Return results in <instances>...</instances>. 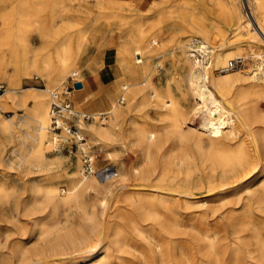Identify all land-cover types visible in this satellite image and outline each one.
Instances as JSON below:
<instances>
[{
	"label": "bare ground",
	"instance_id": "bare-ground-1",
	"mask_svg": "<svg viewBox=\"0 0 264 264\" xmlns=\"http://www.w3.org/2000/svg\"><path fill=\"white\" fill-rule=\"evenodd\" d=\"M86 1L94 4V7L91 5V12L81 10V4ZM236 1L212 0L216 7L227 12L233 23V32L240 37L244 31L239 24L241 14ZM248 2L254 22H247L264 31V0ZM172 7L174 9L171 12L156 11L151 17L134 15L131 18L130 14L122 15L120 9L106 8L103 0H20L13 7V15L0 16L4 25L8 24L5 22L10 18L16 17L18 20L17 46L7 44L8 33H0V83L8 85L0 95V102L21 112V116L15 113L13 119L0 115V134L4 146L0 148V162L15 165L17 168L44 171L60 163L62 153L58 142L60 146L65 144L69 134L64 131L53 132L49 128L52 94L54 91L58 93L57 86L69 78L79 83L81 75L75 62L84 45L91 41L90 35L102 33L105 36L112 30L117 34L119 46L116 66L121 75L114 84L116 99L109 102L105 112L86 114L77 112L74 108L73 111L80 118L85 115L93 119L91 122L79 119L77 125L80 132L86 129L91 138L97 137L105 142L117 137L133 110L154 107L159 115L158 123L150 127L135 120L128 122V141L140 147L142 163L130 170L129 176L134 183L123 182L128 181V178L124 179L112 194L115 195L116 202L124 203L117 210L120 212L119 217L128 220L134 228L133 235L137 237L134 242L139 246L145 244L150 253L152 261L148 262L145 256H141L145 262L139 264H192L179 263V245L177 239L173 238L177 224L169 219L167 229L166 221L163 223V217H160L161 211H173L180 200L177 198L178 193L169 187V183H179L191 178V172L196 173L198 181L208 186V196L224 195L221 192L222 187L243 186L249 197L257 201V208L264 210V161L261 159V155H264V132L259 133L252 129L254 124L262 120L263 115L258 112L256 100L264 94L258 82L264 79V53L254 51L253 45L249 43L246 49L250 51L249 58H254L249 61L250 66L244 70L240 67L238 72L231 74L214 76L212 67L220 66L222 69L231 59L248 58L243 55L244 49L234 46L238 39L231 45L234 47L226 50L222 44L212 41V25L207 18L195 13L193 17L182 18L185 7ZM94 12H98L97 16L93 15ZM73 20H79L80 23L76 24ZM43 24L48 25L45 45L51 46L50 54L46 52L45 45L39 51L33 50L29 41L30 33L38 34ZM146 24L150 28L148 32L143 29ZM168 32L172 34V41L175 42L174 60L187 72L184 84L192 97L193 105L190 110H187L188 101L183 96L175 95L174 90L178 88H174L171 81L158 86L151 79L153 70L148 60L150 56L145 54L153 52L157 46L164 48L168 40L164 41L162 38ZM191 35L196 36L190 37ZM103 38L102 36L101 41ZM4 49L10 51L9 57L3 53ZM15 64L27 73L40 69L46 80V88L38 90L20 87V80L11 76L8 71ZM160 66L155 63L157 69H161ZM164 77H169V74L164 73ZM139 79L141 81L138 82ZM238 82H247L249 88L233 96L232 89ZM69 94L70 90L64 89L59 93V98L70 99ZM29 100L32 101L30 105ZM118 101L125 102V106H120ZM103 114L107 115L104 120L108 117L110 119L105 125L101 122L95 124V120ZM191 116L194 120L199 119V126L184 130L183 127L188 124ZM64 117L74 118L67 114ZM236 120L247 131V138L239 142L235 140ZM81 138L79 133L75 135L77 141ZM18 139L22 142L21 146L15 144ZM190 145L195 147L196 154L191 151ZM79 147L81 149L82 145ZM68 168L67 187L44 188L36 184L31 190L32 195L24 202L15 201L12 190L0 184V211L8 210L10 213L13 208L18 217L27 218L29 223L26 229L20 230L21 238L18 242L9 245L7 240L1 246L6 252H0V264H50L56 260L75 261L76 264H109L110 249L117 254V259L122 260L124 258L119 254L134 247L125 234L126 230L124 233L117 225L106 235L100 232L92 233L93 235L82 233L70 242L64 252L60 251L52 257L50 239L53 230L48 214H45L47 208L52 207L55 212L61 208L80 210L86 214L83 215L85 219L90 221L96 215L93 210L88 211L90 207L88 208L86 202L87 192L92 190L100 194L104 187L97 180V176L77 178L80 173L77 157ZM120 172L117 173L118 176ZM153 179L156 185L149 187ZM252 185L255 187L252 188ZM185 193L184 197L188 199L201 197L193 192ZM182 201L189 210L192 208L190 200ZM97 205L102 211L106 210L107 203L104 198H98ZM130 207L137 212L141 221L150 220L160 228L163 236H154L144 229L146 226L136 225L135 221L128 218ZM1 212L0 223L4 221ZM153 227L150 226V229L153 230ZM202 246V253L207 255L210 262L222 263L224 260L227 263H238L235 247L232 248L228 260L224 259L219 255L217 240L207 233L203 235ZM244 258L246 263H264V241L254 237V248L246 247ZM185 261L188 262V259Z\"/></svg>",
	"mask_w": 264,
	"mask_h": 264
},
{
	"label": "rangeland",
	"instance_id": "rangeland-1",
	"mask_svg": "<svg viewBox=\"0 0 264 264\" xmlns=\"http://www.w3.org/2000/svg\"><path fill=\"white\" fill-rule=\"evenodd\" d=\"M155 1L156 0H152L148 8L142 9L143 13L137 11L133 12L134 15H146L147 17H151L153 13L144 12L148 11V9ZM19 2L20 0H3L2 2L0 1V15H13V7ZM236 2L238 6L237 8L241 14L239 24L241 25V29L244 31H241L243 32V34L241 33L240 37H238L236 33L233 32V23L227 12H224L216 7L212 0H160V3L156 7L154 15L156 14V11L161 12L163 10H166L171 12L174 9L172 6L183 5L185 7V12L182 13V18L193 17L194 13L207 18V21L212 25V31L210 34L212 41H215V43L217 44H222L223 48H225L226 50L231 49L234 46L244 49L242 50V52L244 53L243 55L248 57H245V64L244 66H242L243 68H241L242 70H244L247 68V66H250L249 61L254 60V58H249L250 51L246 49L247 44L251 43L254 47V51L258 53H264V31L262 29L260 31L257 26L255 28L252 23L247 22V20L244 19L243 13L241 12L242 9L240 0H237ZM95 14L97 16L98 12H94L93 15ZM121 14H130V12L128 13V11L123 10ZM72 22H75L76 24L80 23L79 20H73ZM3 23L4 22L0 19V33H8V36L6 37V42H8L7 44L17 46V18H10L7 22H5L6 24L8 23L7 25H4ZM47 27L48 25L43 24L41 29L37 32L38 34H36L35 32L30 33L29 41L33 50L39 51L46 44L45 42L47 33L45 31L47 30ZM143 29L148 32V29L150 28L146 24ZM195 36L196 35H191L190 37ZM236 38L238 39L236 45L231 46L233 43H235ZM162 39L164 41L168 40V44H166L164 48H161V46H157L153 52L145 54L146 56H150L148 60L153 70L151 79L158 86H162L163 83L168 80L171 81L174 85V88H178V90H174L175 95L177 97L183 96L188 101L187 110H190L193 105L191 99L192 97L190 96V94H188L187 88L184 84V79L187 72L186 70L180 68L179 64L174 60L176 53L173 49L176 47L175 42L172 41V34L168 32L167 34L163 35ZM46 47V52H49L51 46L47 45ZM117 47L115 48V46H112L108 50L102 52V58H104L106 61L104 64L105 68L103 69L100 67L98 71L100 70L101 72H103L107 70L108 66H113L115 64ZM3 53H5L6 57H9L10 55V51L8 49H4ZM48 54H50V52ZM91 56L93 57V59H96V57L98 56L97 51L93 49ZM77 57H79V55ZM80 61V59H76L75 64L77 69ZM155 63L161 65V69H157V67H155ZM99 64L100 62L98 61L94 65L96 66ZM226 66L227 65L221 67L222 69L219 68L220 66L212 67V74L214 76H221L231 74L233 72H238V70H240L237 69L234 71H225L224 68ZM8 71H10L11 76L17 77L20 80V87L24 89L34 88L40 90L46 88V80H44V78L42 77L40 69H36L31 73H27L18 64H15L14 66H10L8 68ZM164 73H168L169 77H164ZM74 81L75 83H78L77 80ZM139 81L141 80L139 79L138 82ZM258 82H260L259 85L262 86L260 88L261 91L264 92V79L259 80ZM0 85V87L2 88L0 90V95H2L8 85L6 83H0ZM57 87L58 93H62L64 89L67 91L70 90L69 97L70 99H72L70 101L75 111H87L85 109L77 108L76 106V108L74 107V99L71 98V95L76 93L73 91L75 87L71 78L67 79L63 84H60ZM248 88L249 86L247 85V82H238L232 89V95L235 96L236 94H239L240 92ZM120 102L121 101H118V104L120 106H125V102ZM28 103L30 105L32 104V101L29 100ZM256 103L258 104L257 109L259 108L258 112L263 115L262 120L254 124V128L252 127V129L260 133L264 132V94L256 100ZM0 106V115L3 118L13 119L15 113H18L17 115L21 116V112L16 111L11 105H3L0 102ZM106 116V114L101 115L100 118L97 119V121L95 120V124L98 125L101 122L103 125H105V122L110 119L108 117L104 120ZM157 118L159 119V115L157 114L154 107H142L135 109L133 110L129 119L125 121V125L123 126L122 130L118 132L117 137L108 142L102 141L97 137L93 139L86 129L81 130L82 132H80V129L78 128L77 133L82 135V137L84 138L83 141L79 142L75 139L74 134H69V139L65 144L60 146V143L58 142V147L61 150L60 153H62L61 161L60 163L55 164L56 166H50L49 169H46L44 171H38L35 168H17L15 165H7L4 162H0V184L12 190V198L15 201L24 202L32 195L31 190H33L36 184H40L44 186V188L57 186L63 189L67 187L69 182L68 167L75 161L76 157L79 160L80 170V173L77 174V178L83 179L90 176L83 173V153L91 154V156L93 157L95 173L91 175L97 176V180L101 183L102 186H104L100 194H96L92 190L87 192L86 202L88 208L90 207L89 209H87L88 211L93 210L96 216L89 221L84 217L86 214L84 213V215L80 210H69L61 208L57 212H55L52 207H48L45 214H48L47 216L50 219L53 230L50 239L51 255L53 258L56 254H59L60 251L64 252L70 242L73 239L77 238L80 234L85 233L88 235H93L92 233L99 234L100 232L106 235L107 232L118 225V227H120L124 233L126 230L127 233L125 234L128 235L129 241L134 247L128 248L129 250L127 252V249H125L121 254H119L120 257L124 258L122 260L117 259V254L112 252V249H110L108 252V256L110 257L109 264L143 263L145 261L141 259V256H145L148 262L152 261L149 256L150 253L148 252L145 244L139 246L138 243L136 244L134 242L137 240V237L133 235L134 231H132V229L134 228H132L130 222L119 217L120 212L117 210V207L124 206V203L116 202L115 195L112 194L119 188V184H121L124 179L126 180L128 178L127 180L129 182H123L130 184L134 183V181L129 176L131 174L130 170L134 166L142 163V154L140 147L134 144L132 145L128 141L129 137L126 131L128 128V122L130 120H135L150 127L158 123ZM79 119H81L82 121V118ZM189 120L190 121L188 122V124L184 125V130H188V127L191 126H199V119H195V121L193 116H191L189 117ZM83 121L91 122L93 121V119ZM234 122L235 131L237 132L235 140L236 142H239L247 138V131L237 120ZM57 132L61 133L62 131ZM15 144L21 146L22 142L18 139L15 140ZM79 145H82L81 149ZM1 147L4 146L2 136L0 134V148ZM190 149L193 153L196 154V149L193 145H190ZM152 157H154V155H152ZM261 159L263 162L264 155H261ZM119 172V176H123V178L118 176L117 173ZM191 174V178L184 179L179 183H169V187L171 188V190L178 193L177 198H179L180 200L178 201V204L174 206L173 211H171L172 213H165L161 211L160 214V217H163L161 219L162 222L164 223V221H166L165 225L167 224V229L170 224L169 219L171 221L174 220V222L177 224V228L175 231L176 234L173 236V238L177 239L176 242L179 245H177L179 247V263L264 264L246 263L244 258L246 247H251L252 249L254 248V237H257L258 239L264 241V210L261 211L257 208V201L249 197V195L244 191L243 186L222 187L221 192H223L224 195H219L217 197L208 196V193L206 192V190L209 189L208 186L206 187L205 183L197 180L196 173L191 172ZM155 185L156 183L153 179V181L148 186L154 187ZM251 187L253 188L255 186L252 185ZM109 189L111 191H109ZM185 192H193L197 196L201 197H199L198 199H188L184 197V194H186ZM98 198L105 199L107 203L105 211H102V208L98 207ZM182 199L190 200L192 202V208H190V210L185 206ZM1 213H3L4 215V221L0 223V252L4 253L6 252V249H2L1 246L4 245L7 240L9 242V245L14 244V242H18L21 238V235L19 234L20 230L24 228L26 229L29 223L27 218L18 217L17 211L13 208L10 213L8 212V210H5ZM128 218H130L133 222L135 221L134 223L136 225L141 224L143 226H146L144 229L149 233H153L154 236H163V231H161L160 228L152 224V221L150 220L141 221V218H139L137 212H135V210L131 207L129 208ZM137 221L138 223H136ZM150 226H154L155 228L153 227L152 230V228L150 229ZM158 229H160V231ZM53 232L55 234H53ZM206 233L207 235H211L212 238H215L217 240L219 246V255L224 259L227 258L228 260L229 256L231 255L232 248L235 247L237 249L235 251V254L237 253L236 255L238 256V263H227L224 260L222 261V263H213L208 261L207 255H204L202 253L203 235ZM186 259H188V262L185 261ZM50 264H76V262L68 260L60 262V260H56L50 262Z\"/></svg>",
	"mask_w": 264,
	"mask_h": 264
},
{
	"label": "crops",
	"instance_id": "crops-1",
	"mask_svg": "<svg viewBox=\"0 0 264 264\" xmlns=\"http://www.w3.org/2000/svg\"><path fill=\"white\" fill-rule=\"evenodd\" d=\"M1 2L3 0H0ZM152 0H103L104 6L111 10H125L130 12L131 18H133V12H142V9H146L150 6ZM91 1H86L81 4V10L86 12H91L92 6L94 4ZM160 0H156L148 11L144 13H155L157 5ZM92 5V6H91ZM113 7V8H112ZM91 9V10H90ZM3 15V14H1ZM0 15V16H1ZM99 35V34H98ZM90 35L92 38L79 53V59L81 60L78 64V70L81 75V88H75L73 91L76 94L71 95L74 100V107L85 109L87 111L79 110L80 112L90 114L95 112H105L110 101L116 98V93L114 91L115 81L121 75V71L116 66V61L113 66H108L107 70L100 73L98 69L105 68V59L102 58V52L108 50L112 46L115 48L117 45V34L114 31H109L106 35L102 33L98 36ZM101 36V37H100ZM102 36L104 37L101 41ZM116 36V37H115ZM100 38V39H99ZM93 49L97 51L98 56L93 59L92 51ZM89 61V62H88ZM100 62L99 65H94L96 62ZM85 62V63H84ZM84 64V65H83ZM136 76L138 77V72L136 71ZM112 79V80H111ZM72 80V79H71ZM75 83L74 80H72ZM72 100V99H71ZM72 105V104H71ZM75 107V108H76ZM78 110V109H77ZM89 110V111H88Z\"/></svg>",
	"mask_w": 264,
	"mask_h": 264
},
{
	"label": "built area",
	"instance_id": "built-area-1",
	"mask_svg": "<svg viewBox=\"0 0 264 264\" xmlns=\"http://www.w3.org/2000/svg\"><path fill=\"white\" fill-rule=\"evenodd\" d=\"M241 3V9L245 20H249L254 22V19L252 17L251 8L249 5L248 0H240ZM245 64V58L237 57L234 59L229 60L227 66L224 68L225 71H234L238 68L244 66ZM75 84V83H74ZM2 88H0L1 90ZM63 95L66 96L64 93ZM65 99L59 98V93L57 91H54L52 94V101L50 105V125L49 128L51 131L57 132V131H64L67 134H77L78 131V125L80 115L75 113L73 111V107L71 105V99L64 97ZM65 114L74 116L73 119H69L64 117ZM82 120H89L91 117L82 115ZM83 137L79 139L78 141H83ZM83 173L86 175H91L95 173V168L93 164V157L91 154L83 153Z\"/></svg>",
	"mask_w": 264,
	"mask_h": 264
},
{
	"label": "water",
	"instance_id": "water-1",
	"mask_svg": "<svg viewBox=\"0 0 264 264\" xmlns=\"http://www.w3.org/2000/svg\"><path fill=\"white\" fill-rule=\"evenodd\" d=\"M81 86H82L81 83H75V84H74V87H75V88H81Z\"/></svg>",
	"mask_w": 264,
	"mask_h": 264
}]
</instances>
